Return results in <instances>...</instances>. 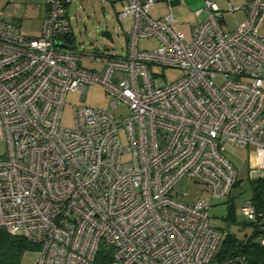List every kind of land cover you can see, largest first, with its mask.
<instances>
[{"label":"built area","instance_id":"1","mask_svg":"<svg viewBox=\"0 0 264 264\" xmlns=\"http://www.w3.org/2000/svg\"><path fill=\"white\" fill-rule=\"evenodd\" d=\"M71 1L45 0L38 36L0 20V228L37 246L33 264H94L101 244L111 264H246L239 254L214 261L227 232L208 215L212 200L182 202L173 188L186 177L226 198L235 147L247 150L249 179L264 177V0L231 5L246 14L231 30L204 0L188 35L170 10L152 18V0H122L126 49L85 54L100 65L91 69L65 41ZM148 37L157 44L139 50ZM156 66L182 73L170 80ZM95 82L126 114L80 104L74 126H62L66 93L84 101ZM240 211L261 216L250 198Z\"/></svg>","mask_w":264,"mask_h":264},{"label":"rangeland","instance_id":"2","mask_svg":"<svg viewBox=\"0 0 264 264\" xmlns=\"http://www.w3.org/2000/svg\"><path fill=\"white\" fill-rule=\"evenodd\" d=\"M184 5H177L173 9L174 17L181 23L189 21L187 13L193 7V3L202 2L203 0H182ZM220 9L222 15L220 22L224 30H231L236 24L243 21L245 11L236 9L230 11L231 5L240 7L246 3V0H211ZM122 0H72L67 4L68 17H70V34L73 46L78 51L85 68L100 67L98 63L90 61L85 54L91 52H104L109 54L120 55L126 49L127 38L131 26V18L120 17L119 11L122 7ZM7 4V0H0V11ZM45 0H12L0 13V18L15 16L20 20L19 25L23 32L36 33L41 30L43 17L45 16ZM194 9V8H193ZM7 16V17H6ZM157 44L153 37L139 38L138 48L152 49ZM159 73H164L167 79H176L181 76L178 69H163L160 66L154 67ZM222 82L221 77L215 78V85ZM86 98L81 100L78 90L68 91L65 96L62 114H60V124L64 127L74 126V108L77 105L84 104L92 107L111 109L115 117L121 120V117L127 112V107L123 104L117 108H110L109 102L112 98L104 91L103 85L95 82L89 84L86 89ZM5 152V144L0 140V155ZM230 157L238 169V178L240 185L232 188L230 195L226 198L211 199L210 189L203 183L193 182L186 177L179 179L173 188L177 199L182 202H195L197 200L209 201L212 204L208 206V215L217 224L228 225L226 217L230 201H233L237 223L228 225V229L234 232L238 237H243L244 233L249 234L252 230L250 220L244 218L241 214L240 207L249 199L248 180L250 170L247 164V150L235 147ZM185 194V195H182ZM37 252L35 250H26L22 256L21 264H33Z\"/></svg>","mask_w":264,"mask_h":264},{"label":"trees","instance_id":"3","mask_svg":"<svg viewBox=\"0 0 264 264\" xmlns=\"http://www.w3.org/2000/svg\"><path fill=\"white\" fill-rule=\"evenodd\" d=\"M65 41L73 43L70 36H66ZM240 179L235 180L233 188L240 185ZM248 190L251 205L255 211L261 216L257 221H250L252 231L243 237H238L234 232L229 231L228 225L237 223L233 201H230L228 212L224 219L227 220L228 225L221 224L220 228L226 231V235L219 244L215 252L214 261L220 262L225 258L234 254L244 256L246 264H264V245L255 242L257 234L259 233L258 222L264 219V177H255L248 180ZM37 246L23 236L13 235L8 233L5 229L0 228V264H21L22 256L26 250H36ZM112 249L109 246L101 244L94 264H111Z\"/></svg>","mask_w":264,"mask_h":264},{"label":"crops","instance_id":"4","mask_svg":"<svg viewBox=\"0 0 264 264\" xmlns=\"http://www.w3.org/2000/svg\"><path fill=\"white\" fill-rule=\"evenodd\" d=\"M9 2H12V0H7V4L5 6H3V9L0 11L1 14ZM152 2H153V4H152V7H151V10L149 13L152 18L164 17L167 14V12H169V10L171 11L170 13H172L175 6L182 5V3H180V1H178V0H152ZM203 5H204V0L202 2H197L195 4L193 3L192 7L194 9L192 8L191 10H189L187 12L189 14V21L187 23H181L175 18L176 19L175 26L177 28L183 30L188 35L190 27L192 25L197 24V23L200 24V22L205 18L206 14H207L205 9L201 10L200 14L197 16L194 15V12H193L196 9L203 7ZM3 15H4V12H3ZM0 20L10 21V22H13L14 24L21 25L20 20L16 19L15 16H8L7 18H4V19L2 17V18H0ZM39 30L36 33H27V32L26 33L29 35H33V36H38L40 34Z\"/></svg>","mask_w":264,"mask_h":264}]
</instances>
